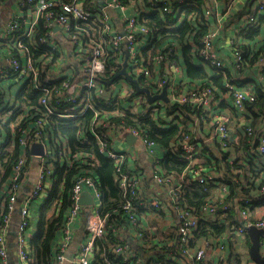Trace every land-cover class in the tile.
Instances as JSON below:
<instances>
[{
    "label": "built area",
    "instance_id": "built-area-1",
    "mask_svg": "<svg viewBox=\"0 0 264 264\" xmlns=\"http://www.w3.org/2000/svg\"><path fill=\"white\" fill-rule=\"evenodd\" d=\"M103 6H95L94 0H24L22 6L37 10L40 27L33 26L24 37L28 45L24 44V37L15 41L17 47L26 50L27 59L21 61L11 55L6 59V65L0 68V82L10 75L16 79L25 80L40 92L38 103L41 108L31 106L26 113L25 126L19 130L17 138L18 146L21 148V155L13 165V171L6 186L5 194L8 200L6 203V213L0 221V264H11L9 260V234L11 218L16 211L18 195L29 174V153L35 143L44 146V156L38 157V171L36 181L31 193L27 196L21 207V219L18 224L16 256L19 264H33L35 260L32 251L31 239H29L28 229L30 226V205L33 202H44L50 195L54 184L55 163H67L77 154L68 151V146L62 136L55 133L54 117H66L58 112L57 106H72L77 114L82 115L86 110L94 113L90 131L96 138L99 145V152L112 159L115 167V175L118 186L123 194L124 202L122 209L127 215L128 228L119 232V236L113 243H109L108 249L120 258L119 263L105 258V264H148L137 252H133L131 245L127 242V230L135 229L138 223L137 206L148 209H160L167 203L177 214V236L172 240V244L166 246L153 245L145 235L138 234L137 240H144L149 248L157 253L155 264H206L208 252L215 246L210 238H205L201 244L196 245L193 253L191 250V240L199 225L200 217L195 214V209L179 203L182 194V181L164 177L161 171L164 155H155L154 146L157 144L153 140L146 128H143L138 121L142 118L151 117L158 120L160 126L166 127L172 118L166 116V106L170 103L194 106L200 109L201 113L195 118V123L208 124L209 132L204 137H196L199 142L206 143L212 148L219 145L220 152L226 153V162L231 166L234 163H246L250 155H257L262 158V168L259 172L258 194L264 193V122L257 128L251 124H245L243 117L246 116L249 106L257 104L256 87L259 84L264 86V53L247 54L243 46L236 37L226 38L225 45L232 50L233 67L237 73L249 68L256 63L260 70L257 79L239 86L234 77L228 75L225 58L218 45L214 42L216 31L208 30L196 38L192 34L194 41L191 47V54L197 56L205 65L214 69L216 76L225 79V94L231 100V108L238 114L237 122L233 119L231 112H219L208 116L214 108L219 105L222 99L221 90L210 81L204 80L195 88L187 89L186 83H173L172 78L179 74L181 65L178 59V43L167 44L155 53H152L155 41L151 39V29L143 21V13L139 11L136 15L125 17V11L135 5L136 0H100ZM140 1V0H138ZM143 1V0H142ZM212 6L205 8L201 5L204 19L201 25L207 26V18L219 14L217 3L219 0H210ZM230 5L236 0H226ZM247 1V0H243ZM147 6L152 9L162 7L163 11L170 14L175 23L168 26L174 28L183 22L179 19L185 16L184 8L187 0H144ZM195 4L198 2L194 1ZM119 12L123 16V33H120L111 22V13ZM150 12V11H149ZM227 11L221 14L225 18ZM146 14V13H144ZM184 14V15H183ZM264 15V0H256L249 9L242 15L244 20L243 31L248 32L257 29L259 17ZM22 18L11 17L5 26V37L16 39L21 30ZM58 26L63 37H65L68 49L74 58L76 69L74 75L64 78L52 79L43 73L44 69L57 60L53 54L43 53L41 60H36L33 50L40 46H47L56 49L55 32L53 28ZM43 29V33L38 37V32ZM200 27L198 30L200 31ZM191 37V36H190ZM182 44V43H181ZM191 44V39L187 37V46ZM149 48L145 51V49ZM264 52V46L262 47ZM127 56V58H126ZM252 58L254 62L251 63ZM114 59L118 65L113 69L111 77L106 76L109 61ZM127 61V73L134 79H142L148 86L152 95L161 94L163 88L167 86V94L170 102L164 100L150 101L145 93L138 92L137 88L124 75L108 84L115 74L120 72L123 64ZM30 86V85H29ZM143 94V95H141ZM1 95V91H0ZM130 100L132 102H142L144 109L142 112H132L134 122L129 123L126 115L121 110V102ZM73 116L77 114L75 112ZM261 115L264 113L261 110ZM167 117V119L165 118ZM235 124V125H234ZM123 130L138 139L149 151L151 164L153 166L150 177L153 184L162 192L159 197L153 193L142 191L143 181L139 176H133L127 167L128 155L124 148H116L108 137V131ZM245 135V142L240 148L246 159L233 156L241 146L242 136ZM200 143L191 142L188 136H184L181 145L185 151L184 160L188 162V169L194 180L199 184H209L220 177V173L215 166L198 165L196 155ZM158 145V144H157ZM216 149V148H215ZM222 154V153H221ZM54 156V162L51 157ZM90 157V156H89ZM88 165L95 166L98 160L92 156ZM223 170V169H219ZM236 172V171H235ZM244 185L246 181L242 178L237 181ZM222 195L213 199L203 207L202 215L207 219H220L223 222L227 211L232 208V204L226 201L229 192L226 185H219ZM83 193H89L92 197V204L83 205L81 198ZM71 205L64 223L61 239L57 251L54 255V264H66L69 259L71 264H92L95 253L98 250L97 240L108 236V219L111 213L101 214L103 204V194L99 183L88 174H79L71 190ZM250 199H244L247 204L244 209H239L240 224L236 227L237 233L243 235L251 226L264 230V216L253 219L249 207ZM84 206H90V210L85 213ZM84 222L85 233L83 239L79 241L75 249V255L68 258L67 251L76 235L74 230L77 221ZM144 229V228H142ZM114 230V228H113ZM152 231L156 229L151 227ZM154 233V232H149ZM248 234V233H247ZM177 247L180 252V259L173 263V259H168L167 255L172 254L173 247ZM218 251H225L224 243L217 245ZM153 253V254H154ZM242 264H255L249 260Z\"/></svg>",
    "mask_w": 264,
    "mask_h": 264
},
{
    "label": "trees",
    "instance_id": "trees-1",
    "mask_svg": "<svg viewBox=\"0 0 264 264\" xmlns=\"http://www.w3.org/2000/svg\"><path fill=\"white\" fill-rule=\"evenodd\" d=\"M125 1L128 2L129 0ZM194 1L198 2L195 4ZM202 4L203 0H187V6L184 8L186 17L183 22L172 29H169L168 26L170 23L171 25L175 23V20L171 18L170 14L164 12L161 6L160 8L152 9L150 12L143 14L142 19L151 29V39L155 41L152 53L162 49L167 44L178 43L182 45L181 52L183 56V60H179L181 65L188 69L187 74L189 78L210 79L211 83L217 86L218 89H224L223 77L216 75L209 76L203 68L193 64L191 55L189 54L190 50L187 46V37L196 34L197 38L200 34L206 32L207 29V26H203L200 23V21L204 19L201 9ZM198 27L201 28L200 31ZM43 31L44 30L41 29V31L38 32V37ZM258 34V28L255 30L252 29L246 33V38L249 41H254ZM23 39L24 44L28 45L27 39L25 37ZM242 48L247 54H252V51L247 45H243ZM148 49L149 48L145 49V51ZM181 52L179 51V53ZM192 57H194L193 54ZM253 62L254 58H252L251 63ZM116 65L118 64L114 59L109 61L106 76H112V71ZM139 83L142 86H147L142 79H139ZM263 89L262 84L257 85L256 93L258 102L257 104L249 106L250 112L258 109L259 106H263ZM17 98L21 104V109L26 105L41 108V105L38 103L40 92L35 90L29 82L25 84ZM216 108L213 109V112H211L212 114L208 113V116L223 110L222 107ZM56 109L66 117L59 118L55 116L53 118L55 122V133L57 136H62L64 138L68 146V151L72 154H77V156L63 164L60 162L55 163L54 156L51 157L52 162L55 163L53 176L54 184L51 188L50 195L39 205L37 232L31 239L32 251L35 256L33 264H54V255L57 251L61 239V232L71 205V190L76 177L82 173L93 176L99 183L103 194L101 214L111 213L107 224L108 236L97 240L96 244L98 245V250L95 253L92 264H105V258L119 263L121 259L117 258V256L108 249V245L110 242H114L119 236V232H123L128 228L127 215L122 209L124 197L118 186L114 163L112 159L99 152L98 142L90 131L94 113L90 110H86L84 114L79 115L77 114L78 111L73 110L72 106L69 105L57 106ZM72 112H75L77 115L73 116L74 113ZM200 113V109L194 106L170 103L166 106V116L168 115L171 117L172 121L169 122L166 127L160 126L158 120L151 117L142 118L138 122L143 128L148 130L150 137L164 150V159L161 165L163 176L182 181V194L179 203L181 205L193 207L196 210L195 214L200 217L198 228L193 234L194 237L200 238L205 236L210 238L211 235L219 236L226 232H231L233 234V231L240 224L238 211L247 206V204L243 202L245 198L250 199L249 207L264 206V193H260L254 197L249 196L258 190L259 182L257 180L259 178L260 169L263 166L262 158L257 155H250L247 161L248 165L246 163L236 162L231 166L225 160L226 153L220 152L219 145H215V149L206 143H200V140L195 141L198 136L197 134L201 136V133H204L203 123L193 124L196 116ZM20 114H22L21 110L20 113L14 112V117L5 124L9 137L14 133L19 135L20 128L25 126V117L22 114V117L19 118ZM166 116L165 118L167 119ZM126 119L129 123L134 122L130 114L126 115ZM11 123H14L13 126L10 125ZM2 126L4 127V125ZM253 127L257 128L258 125H254ZM185 135L191 139V142L200 143L196 155L198 165L215 166L218 169L217 172L220 173V177H218L217 180L209 184H199L194 180L188 169V162L183 158L185 151L182 148L181 141ZM8 145H11V142L8 143ZM19 155L20 150L17 145H14L11 150L3 149V151L0 152V165L4 171L1 183L9 177ZM92 156H95L98 160V164L95 166L88 165V162L93 159ZM240 178L246 181L244 185L238 184L237 181H239ZM218 184L227 186L229 192L226 196V201L233 205L232 208L226 212L227 215L223 222L220 221V219H207L206 216L202 215L203 207L213 202L215 194L219 189ZM7 200V194L0 197L1 222L6 213L5 208ZM136 207L137 214L140 216L147 215L148 212L151 214L156 213L157 216H164L163 208L148 209L142 205L137 206V204ZM226 220L229 222L226 223ZM152 225H154L152 227L157 229V224L153 223ZM139 233L145 235L146 239L149 238L147 229L141 228ZM131 247L135 249L137 254L148 264H155L157 262V253H154L152 248H149L146 252L142 251L139 246L137 247L139 250L134 248L133 244ZM171 252H173L175 256L180 257V252L177 247L174 246Z\"/></svg>",
    "mask_w": 264,
    "mask_h": 264
},
{
    "label": "crops",
    "instance_id": "crops-1",
    "mask_svg": "<svg viewBox=\"0 0 264 264\" xmlns=\"http://www.w3.org/2000/svg\"><path fill=\"white\" fill-rule=\"evenodd\" d=\"M24 0H0V68H3L6 65V59L8 56H15L19 58L21 61H25L27 59L26 56V50L23 48L17 47L15 41L19 40L21 37H24L25 33L30 30L33 26L40 27V23L38 20L37 10L35 7L28 8L22 6V2ZM38 1V0H37ZM95 3H93L95 6L102 7L100 0H94ZM169 1H175V0H169ZM256 2V0L251 1H243V0H236L233 4H229L226 0H219L216 7L219 11V14H215L207 20L209 21L207 24L208 30H214L216 31V37L214 39V42L218 45L219 50L221 51L223 57L225 58V66L228 72V75L231 77H234L236 79V82L239 86L242 85V87L251 82L252 80H256L258 73H259V66L256 63H253L249 68L243 70L242 72L237 73L233 67V58H232V50L229 46L225 45L226 38L228 37H236L241 45H247L251 51L254 53H264L262 51V47L264 46V15L259 17V24H258V36L255 37L254 41H249L246 38V33L243 31L244 27V20L242 18V15L249 9V7ZM135 5H132L129 10L125 11V17L136 15V12L139 13L138 10H140L143 14L148 13L150 11V8L147 6V4L144 2V0H136ZM204 9L214 7L212 6V3L210 0H203ZM226 16L225 18H222L221 14H224L225 12ZM184 15V14H183ZM18 16L22 18L21 21V30L18 34V37L16 39H7L5 37V26L7 24V21L13 17ZM111 22L116 27V29L123 33V16L119 12H112L111 13ZM184 19V16H182L179 19V22ZM55 32V40H56V49L48 48L47 46H40L39 49L33 50L34 55L36 56V60L40 61L41 56L43 53H49L53 54L57 57V60L55 63L48 65L43 73L49 75L52 79H59L64 78L66 76H73L76 64L74 62V58L71 55V52L68 49V44L63 37V35H59L60 28L58 26H55L53 28ZM191 39V44L188 46L190 50V55L193 61V64L197 67H201L204 69L206 73L212 76H214V69L209 67L208 65L203 64V62L194 55L192 57L191 54V47L196 41V38L194 39V36L191 35L189 37ZM181 46L178 45V51L181 52ZM178 59L183 60L182 52L179 53ZM180 62V60H179ZM181 65V63H180ZM181 71L179 74H176L172 78V84L175 83H186V88H183L182 91H186L187 89L195 88V85L200 84L202 81L207 79H200V78H189L187 74V70L185 66L181 65ZM224 79V78H223ZM210 81V79H208ZM211 82V81H210ZM27 82L25 80L16 79L13 75H10L8 78L2 80L0 82V152L3 151V149H13L14 145L18 146L17 138L18 134H13L9 137L8 132L6 131L7 128L5 126L6 122L11 120L14 115V112H19L20 110L22 114L26 113L28 109L31 107L30 105L24 106V108L21 109V104L18 101V94L21 92L23 87L25 86ZM225 84V79H224ZM264 88V86H263ZM221 90L222 99L219 102V105L216 109L219 107H222L223 110L221 112H231L233 119L235 121V124L237 122L238 114L231 108V100L228 97L227 94H225V89H218ZM224 90V91H223ZM264 96V89L262 91ZM223 101V102H222ZM3 104H5L3 106ZM121 110L125 114H130L134 111L136 112H142L144 109V105L142 102H132L130 100H127L126 102H121ZM263 106H259L258 109L253 110L252 112L249 111L246 114L245 117L242 119L244 120L245 124H251V125H259L260 123L264 122L263 115H261V109L264 113V99L262 102ZM260 105V102H259ZM3 106V107H2ZM2 107V108H1ZM213 112V110H212ZM22 114H20L19 118L22 117ZM212 114V113H211ZM24 116V115H23ZM211 116V115H209ZM17 119V118H15ZM18 120V119H17ZM14 123H11L10 125L13 126ZM193 124H196L195 121H193ZM199 124V123H197ZM234 124V125H235ZM4 125V127L2 126ZM6 128V129H5ZM210 126L208 124H204V133H201V136L199 134L198 137H204L209 132ZM242 136V142L241 146L238 148L236 154L233 156L244 158L246 159L244 154H237L240 151V148L243 147V144L245 142V135L242 131H239ZM108 137L111 140V143L116 148H124V150L127 152L128 160H127V167L132 173L133 176H139L141 177L143 181V187L142 191L145 193H153L155 195H158L159 197H162V192L153 184L150 172L153 169V166L151 164V159L149 156V151L147 148L134 137V140L132 144L128 142V136L132 135L130 133H126L123 130H117V131H108ZM133 136V135H132ZM11 142V145H8V143ZM11 146V147H10ZM19 147V146H18ZM20 155H21V148L19 147ZM155 155L158 157H161L164 155V150L159 145L154 146ZM149 153V154H148ZM19 155V156H20ZM29 157V174L25 180L24 185L21 188V191L18 195V202H17V208L16 211L13 213L11 218V226H10V234H9V260L11 264H17V256H16V246H17V235L18 234V224L21 219V212L20 208L22 207V204L24 203L27 196L31 193L34 183L36 181L37 177V171H38V157L32 156L31 152L28 155ZM248 165V164H247ZM250 165V163H249ZM262 168V167H261ZM13 171V170H12ZM12 171L10 172L9 177L1 183V179L3 178V169L0 165V197L4 196L6 191V186L9 182L10 176L12 174ZM256 190V189H255ZM254 191V190H253ZM252 191V192H253ZM258 190L253 192L252 195H249L250 197H254L258 195ZM222 195L221 188L217 190L215 194V198L217 199ZM41 202H33L30 205V226L28 229L29 239H32V237L37 232V225H38V219H39V205ZM162 208L164 209V216H157L156 213H149L147 215H137L138 221L141 223V226L144 229L148 230V235L150 238V242L153 245L158 246H166L167 244H172V240L177 236V224H178V216L176 212L169 206L167 203H165ZM90 210V206H84L83 211L87 213ZM250 213L251 218L256 219L261 216H264V206L262 207H250ZM239 216V212H238ZM229 221L226 220V223ZM153 223L157 224V229L155 231L151 230V227ZM84 222L79 221L76 222L74 230L76 232V235L74 236V239L71 243V246L69 250L67 251V257L70 258L73 255H75V249L78 245L79 241L83 239L84 233H85V226ZM158 231V233H157ZM154 232V233H149ZM15 233V234H13ZM127 242H131L133 247L139 250L137 247L139 246L142 251H146L149 249V246L146 244L144 240H137L138 233L135 229H128L127 230ZM206 237H200L195 238L191 242V250L190 252L193 253L195 251V247L198 244H201ZM210 239L213 240L215 246L208 252V258L206 264H242L244 261H253L250 256V246H251V239L247 233L243 235H239L237 233V230L235 229L233 231V234L230 232H226L225 234L219 235V236H212ZM224 243L226 246L225 251H218L217 245ZM132 249V247H131ZM133 252H136L135 249H132ZM260 251L262 256L264 257V234L261 235V246ZM172 254H168V259H173V263H177L180 257L177 256H171ZM147 256V253H146ZM254 262V261H253ZM66 264H71L70 260H67ZM188 264V263H187Z\"/></svg>",
    "mask_w": 264,
    "mask_h": 264
},
{
    "label": "water",
    "instance_id": "water-1",
    "mask_svg": "<svg viewBox=\"0 0 264 264\" xmlns=\"http://www.w3.org/2000/svg\"><path fill=\"white\" fill-rule=\"evenodd\" d=\"M101 5L103 6V2H101ZM127 58V56H126ZM127 67V61L125 60L124 64H123V68L120 72H118L117 74H115L110 80H108V84L113 82L116 79H119L122 75H124L131 83H133L135 85V87L137 88L138 92L140 93H145L148 97V99L152 102L156 101V100H164L165 102L169 103V97H168V92H167V86H165L163 88V91L161 94L158 95H152L150 90L146 87H142L138 80L132 78L126 70ZM134 140V137L132 135L128 136V142L130 144H132ZM31 154L37 155V156H44V146L42 144L39 143H35L32 145L31 147ZM92 197L89 195V193H83L82 198H81V203L83 205H87V204H92ZM20 212H21V208H20ZM247 233L251 239V246H250V256L252 258V260L255 262V264H264V257L261 254L260 251V246H261V235L264 234V230L257 228L255 226H251L247 229ZM15 234V233H13ZM17 235V233H16ZM128 243L131 244V242ZM17 264H19V261H17Z\"/></svg>",
    "mask_w": 264,
    "mask_h": 264
},
{
    "label": "rangeland",
    "instance_id": "rangeland-1",
    "mask_svg": "<svg viewBox=\"0 0 264 264\" xmlns=\"http://www.w3.org/2000/svg\"><path fill=\"white\" fill-rule=\"evenodd\" d=\"M59 35H61L62 36V33H60ZM5 104H3V106H4ZM2 106V107H3ZM1 107V108H2ZM141 228H143L142 226H141V223L138 221V223H137V226H135V230L137 231V233L139 234V231H140V229ZM157 233H158V231H157ZM149 236V235H148ZM151 237H149V238H147V239H150Z\"/></svg>",
    "mask_w": 264,
    "mask_h": 264
}]
</instances>
